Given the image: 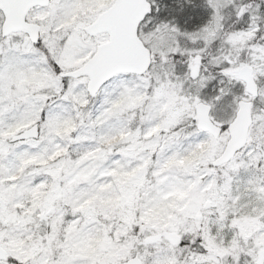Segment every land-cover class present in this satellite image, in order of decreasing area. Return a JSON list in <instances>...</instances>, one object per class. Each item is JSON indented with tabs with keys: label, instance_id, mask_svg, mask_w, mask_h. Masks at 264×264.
I'll return each mask as SVG.
<instances>
[{
	"label": "snow or ice",
	"instance_id": "1",
	"mask_svg": "<svg viewBox=\"0 0 264 264\" xmlns=\"http://www.w3.org/2000/svg\"><path fill=\"white\" fill-rule=\"evenodd\" d=\"M0 264H264V0H0Z\"/></svg>",
	"mask_w": 264,
	"mask_h": 264
}]
</instances>
